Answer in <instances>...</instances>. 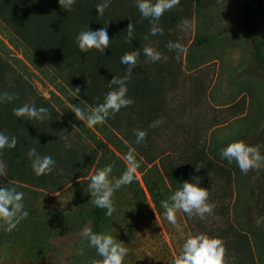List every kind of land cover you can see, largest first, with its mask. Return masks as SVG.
Listing matches in <instances>:
<instances>
[{"label": "rangeland", "instance_id": "rangeland-1", "mask_svg": "<svg viewBox=\"0 0 264 264\" xmlns=\"http://www.w3.org/2000/svg\"><path fill=\"white\" fill-rule=\"evenodd\" d=\"M251 6V0L179 3L169 10L176 19L164 41L147 35L135 46L142 68L149 67L151 77L159 72L158 77H150L157 92L151 103L159 105L154 121L162 123L147 128L145 142L140 146L142 153L128 142L129 138L136 140L135 132L143 129L142 120L134 112L122 111L123 130H112L104 123L88 127L86 122L76 120L70 105L76 104L86 112L89 107L68 89L64 62L56 54L40 59L0 21V95L9 90L15 94L16 108L24 104L53 108V128L45 129L51 143L60 149L61 161L68 151H73L79 165L87 170L85 179L70 183V172L61 161L50 173L37 176L30 159L12 172L15 177L8 179L3 162L5 175L0 177V186L25 194L23 203L28 216L11 232L0 228V264H93L102 260L95 248L77 263L73 253L82 230L88 227L84 215L93 204L88 188L91 176L111 164L109 178L114 180L127 167L110 142L124 155L134 150L142 171L136 170L133 182L114 192L112 215L107 216L104 209L106 234L128 249L123 264H173L185 239L200 234L209 238L227 234L233 253L225 257L229 260L226 264H264V169L243 174L235 161H226L223 167L228 173L215 171L206 179L202 177L198 186L209 191L208 203L214 205L212 213L203 219L177 212V226H173L161 207V201L174 193L166 173H182L184 156L192 146L204 148L209 156L224 161L221 150L242 141L258 146L264 155V65L254 50V42L264 40V0H253L255 7L250 15ZM183 19L191 22L190 30L181 29ZM204 37H210V43L201 47L199 41ZM169 41L179 42L185 51L179 55L169 51L165 47ZM144 47L154 48L161 59L148 61ZM262 51L264 55V48ZM77 84L86 94L87 79L79 77ZM149 104L136 103L133 110L139 114ZM77 126L86 128L85 135ZM0 132L5 134L2 127ZM98 143L107 145L125 166L109 159L100 162L98 155L89 166ZM23 156L22 152L20 158ZM185 175L186 181L193 182L194 175ZM55 186L64 187L56 191ZM75 225H81L80 231L69 234V228ZM240 234L249 237L251 254L244 243L238 244ZM48 239L49 252L40 256L41 243Z\"/></svg>", "mask_w": 264, "mask_h": 264}, {"label": "trees", "instance_id": "trees-1", "mask_svg": "<svg viewBox=\"0 0 264 264\" xmlns=\"http://www.w3.org/2000/svg\"><path fill=\"white\" fill-rule=\"evenodd\" d=\"M191 1L192 0H180V5H185ZM101 2H103V0H76L71 10H67L59 6L58 0H0V21L6 26L8 25L19 39L40 59L47 60V58H50L51 54H56L68 69L66 74L68 89L74 93V88L79 87L80 93L78 94V98L88 107H95L98 103L103 102L105 94L112 90L108 82L113 76L123 78L126 75V66L120 62L121 56L127 52L136 51L137 48H135V46H137L141 39L145 38L147 35H151V21L141 17L136 7V0H128V2L111 0L103 16H100L95 11L96 5ZM151 2L155 3V0H151ZM251 2L250 15L254 12L255 7L253 6V0H251ZM125 5H129L128 8H124L123 6ZM174 19H176L175 16L169 11L163 14L158 21L159 26L163 29V34L155 35L154 37L156 40L158 39L162 42L168 37V30L174 23ZM129 22H132L134 27V38L132 41H129L127 37V25ZM106 24H108L107 32L111 40L104 53L102 54L95 49L89 50L87 53H81L76 42L77 35L82 30H85L86 27L95 31ZM209 43L210 37H204L199 41V46L203 47ZM263 48V39H258L254 42L256 58L262 65H264ZM148 69L149 67L142 68V63L138 59L137 66L133 69L131 77L126 83L128 89L127 97L132 99L134 103L128 107H122L114 117L110 116L104 122L106 127L112 130H123L125 126H122V118L120 116L123 110L128 109L131 113L134 112L139 121L140 119L142 120L141 124L143 129L141 130L147 132L148 129L152 128L149 127V125L155 120L157 114L156 108H158L159 105L157 103H151L152 98L156 100L153 95L157 94L156 90L152 88L151 78L155 76L158 77L157 74L159 72L151 77L149 73H147ZM79 77L87 79L89 88L86 94L82 92V88L77 84ZM58 91L62 92L61 89H58ZM8 93L11 94L10 90ZM16 101L15 99V101L0 102V127L5 130V135L10 138L14 136L17 139V144L14 148L0 150V160L6 164V177L8 179L15 177L12 172L20 169L21 166H24L25 161L31 159L28 156V152L32 148H35L39 155L52 156L55 164L61 161L60 149L55 144L51 143L49 133L45 130L47 127L49 129L53 128L51 125H53L54 109L48 106L47 109L51 113V117L48 120H30L14 115V109H16L17 104ZM136 103L140 106L147 103L151 105L149 104L147 109L145 108L146 111L142 110L141 113L138 114L133 110ZM39 107L40 105L38 108ZM77 128L85 135L86 128H84V126H77ZM87 130L90 131L88 128ZM128 142L134 150L142 153L140 146L144 143L137 144L136 140L133 138H129ZM110 144L123 157L125 156L118 146L112 142H110ZM96 149L97 151L89 163V166L93 164L94 158L97 155L99 156L100 162L109 159L111 162L113 161L114 163L125 166L107 145L98 143ZM22 152L24 156L20 158ZM72 152L73 151H68L61 161L62 166L70 172V183L85 179L87 174V170H83L77 161V157ZM184 157L186 158V163L182 167V173L179 172V174H177L170 171L165 175L168 181H170L174 192L182 186V182L186 181L185 174L187 173L194 175V177H199V181L202 177L206 179L208 174L215 171L218 173H228V169L226 170V168L223 167L224 163H227V160L225 159L223 161V159L216 157H214L216 158L214 159L207 154L204 148L197 149L195 146L194 148L192 146L190 152L186 153ZM147 163L151 164L150 162ZM198 165H202L203 168L196 171L195 167ZM137 170L142 173L139 168ZM230 175L229 173L228 178L231 177ZM192 183H195L194 179ZM38 185H40V183ZM145 185L148 192L153 197L154 194L152 189L148 186L147 182H145ZM63 187L64 186H55L54 189L59 191ZM84 221L94 233L106 234L104 209L96 207L94 203L86 211ZM81 225H75L69 228L68 233L77 234L80 231ZM226 236L227 234L224 237L212 235V238H219L223 241L225 247L224 264H226L225 261H229L225 259V257L230 252L233 253L232 246L226 240ZM52 238H54V236ZM237 240L238 244L243 245L244 243L247 246V249H245L251 254L252 250L249 245V237L246 234H240ZM49 242L50 239L41 243L40 256H46L49 252ZM74 247V263L83 260L86 254L94 249L89 246L86 240H82L81 237L77 240ZM238 250L236 248L235 253H238ZM81 251L83 254H81Z\"/></svg>", "mask_w": 264, "mask_h": 264}, {"label": "clouds", "instance_id": "clouds-1", "mask_svg": "<svg viewBox=\"0 0 264 264\" xmlns=\"http://www.w3.org/2000/svg\"><path fill=\"white\" fill-rule=\"evenodd\" d=\"M76 0H58L61 8L71 10ZM111 0H103L95 7V11L103 16L105 10L109 7ZM180 0H136L141 17L151 21L150 34L155 36L163 34V29L159 26L158 21L166 11L178 6ZM107 25L92 31L88 27L82 30L76 37L78 49L81 53H87L89 50L95 49L100 53H104L108 48L110 38L107 32ZM182 30H190L192 25L187 19L180 22ZM134 27L132 22L127 25V37L129 41L133 40ZM165 47L177 55L185 51L179 42L169 41ZM143 53L148 61L155 63L161 59V54L152 47H144ZM139 53L136 51L127 52L121 56V64L126 66V75L121 78L113 76L108 82L112 89L108 91L103 102L98 103L95 107H89L87 112L78 107L76 104L70 105V111L74 113L76 120L86 122L88 127L97 124H103L110 116L114 117L122 107H128L134 101L127 97L128 89L126 83L130 79L133 69L137 66ZM112 86H115L114 88ZM74 96L78 97L80 88H74ZM15 94L4 93L0 95V102L11 101L16 99ZM14 115L30 120L45 121L50 119L51 113L45 107H35L34 105L24 104L14 109ZM162 123L161 120L152 122L149 127H157ZM76 125H73L75 128ZM147 132L137 130L135 132L136 143H142L146 138ZM17 144L16 137H9L0 132V150L5 148H14ZM71 147V145H66ZM220 155L229 163L235 161L240 171L247 174L252 170L264 169V155L260 154L258 146H249L242 141L233 142L223 148ZM28 156L32 159V169L37 176L50 173L55 165V161L50 155L40 156L35 148L28 152ZM126 169L119 178L111 180L112 165L109 164L103 169L97 171L91 176V182L88 185L90 194L93 197V203L96 207L105 209V214L111 216L114 212L112 197L114 192L122 186L131 184L134 180V173L140 167L139 161L136 159L134 150H130L125 154ZM203 168L202 165L195 167L196 171ZM5 175V164L0 161V177ZM195 183L184 181L182 186L172 193L167 200L161 201V207L164 209L165 219L173 226H177V212H183L189 216H197L203 219L206 215H210L214 205L208 203L209 191L206 188L199 187V177H194ZM24 193L17 191L15 188L0 186V228L11 232L17 227L21 220L28 216V212L24 208ZM82 240H86L90 247L95 248L97 254L102 257L99 262L94 261L93 264H123L128 249L117 243L113 236L108 234L94 233L90 228L85 227L81 232ZM81 254L82 251H81ZM225 247L223 241L219 238H209L204 234L196 236H188L181 248L173 264H224Z\"/></svg>", "mask_w": 264, "mask_h": 264}]
</instances>
